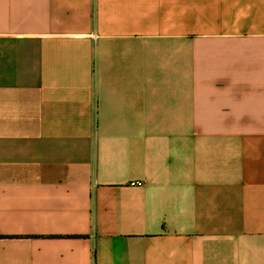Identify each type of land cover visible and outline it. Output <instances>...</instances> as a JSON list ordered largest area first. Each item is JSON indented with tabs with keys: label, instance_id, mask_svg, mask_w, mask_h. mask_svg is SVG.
<instances>
[{
	"label": "crops",
	"instance_id": "0c3cea01",
	"mask_svg": "<svg viewBox=\"0 0 264 264\" xmlns=\"http://www.w3.org/2000/svg\"><path fill=\"white\" fill-rule=\"evenodd\" d=\"M0 264H264V0H0Z\"/></svg>",
	"mask_w": 264,
	"mask_h": 264
}]
</instances>
